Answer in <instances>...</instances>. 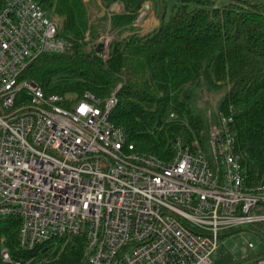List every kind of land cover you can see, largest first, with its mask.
Wrapping results in <instances>:
<instances>
[{
    "label": "built area",
    "instance_id": "built-area-1",
    "mask_svg": "<svg viewBox=\"0 0 264 264\" xmlns=\"http://www.w3.org/2000/svg\"><path fill=\"white\" fill-rule=\"evenodd\" d=\"M60 28L40 0H0V222L20 221L18 246L28 253L13 258L2 247L0 263L41 264L76 237L85 264H214L225 234L264 222V185H247L232 118L217 102L207 148L178 138L167 160L138 151L110 120L121 84L105 99L89 91L70 99L21 80L38 57L72 46Z\"/></svg>",
    "mask_w": 264,
    "mask_h": 264
},
{
    "label": "trees",
    "instance_id": "trees-1",
    "mask_svg": "<svg viewBox=\"0 0 264 264\" xmlns=\"http://www.w3.org/2000/svg\"><path fill=\"white\" fill-rule=\"evenodd\" d=\"M40 1L60 18V32L72 46L41 55L21 80L70 99L87 91L105 99L121 84L110 120L138 151L164 160L173 156L178 138L203 145L210 124L198 100L221 93L217 108L232 118L247 185H264V0H102L107 8L119 5L110 20L114 38L106 58L88 46L96 35L89 32L85 41L89 14L83 0ZM145 2L159 12V25L147 34L134 30ZM251 225L264 240V222ZM19 228L16 218L0 222V249L27 258L18 246ZM43 256L49 259L42 262ZM37 261L85 264L84 240H62Z\"/></svg>",
    "mask_w": 264,
    "mask_h": 264
},
{
    "label": "rangeland",
    "instance_id": "rangeland-1",
    "mask_svg": "<svg viewBox=\"0 0 264 264\" xmlns=\"http://www.w3.org/2000/svg\"><path fill=\"white\" fill-rule=\"evenodd\" d=\"M230 0H223V3H227ZM85 7L89 14V29L88 34L95 37L91 39L90 45L92 46L100 38L108 41L107 37L113 36L110 33V20L113 14L119 10L117 3L112 4L110 7H106L102 0L97 5L96 0H83ZM145 2L144 4H148ZM144 4L141 6V11H146L143 20L140 23H135L134 30L147 34L154 30L158 25L157 18L155 17V10H150V7L146 9ZM154 11V12H153ZM102 15V16H101ZM159 16V12H158ZM159 20V19H158ZM109 23V24H108ZM108 25V27H107ZM130 33L129 28L126 29L124 36ZM90 35V34H89ZM100 42V41H99ZM108 44H110L108 42ZM71 98L74 96H70ZM221 97V93L217 94H203V97L198 100L199 107L207 113H211L212 117H215L217 113L216 104ZM209 146V133L205 136L204 147ZM223 240H225L223 242ZM249 243L254 245V248L249 247ZM264 249V240L258 235L250 224H245L237 227L236 229L228 232L223 236L218 243L216 250L212 253L211 258L214 264H235L244 259L255 258Z\"/></svg>",
    "mask_w": 264,
    "mask_h": 264
},
{
    "label": "crops",
    "instance_id": "crops-1",
    "mask_svg": "<svg viewBox=\"0 0 264 264\" xmlns=\"http://www.w3.org/2000/svg\"><path fill=\"white\" fill-rule=\"evenodd\" d=\"M88 1V0H87ZM96 2H97V5L100 3V0H96ZM144 7L146 8H149L150 7V10H155V9H153L154 8V6H153V4L152 3H148V4H144ZM154 12V11H153ZM155 17L157 18L158 17V11L157 10H155ZM102 16V15H101ZM157 20V22L156 23H158V18L156 19ZM109 24V23H108ZM107 27H108V25H107ZM97 35V34H96ZM124 36V35H123ZM126 36V35H125Z\"/></svg>",
    "mask_w": 264,
    "mask_h": 264
},
{
    "label": "water",
    "instance_id": "water-1",
    "mask_svg": "<svg viewBox=\"0 0 264 264\" xmlns=\"http://www.w3.org/2000/svg\"><path fill=\"white\" fill-rule=\"evenodd\" d=\"M146 9H148V8L146 7ZM103 50H104V39H101L95 48V52L97 54H101L103 52Z\"/></svg>",
    "mask_w": 264,
    "mask_h": 264
}]
</instances>
